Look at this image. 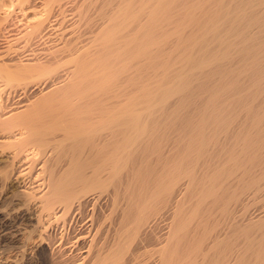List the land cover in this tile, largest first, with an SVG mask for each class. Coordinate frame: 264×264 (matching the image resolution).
Segmentation results:
<instances>
[{
    "label": "bare ground",
    "instance_id": "obj_1",
    "mask_svg": "<svg viewBox=\"0 0 264 264\" xmlns=\"http://www.w3.org/2000/svg\"><path fill=\"white\" fill-rule=\"evenodd\" d=\"M0 2V37L45 3ZM45 5L0 54V242L33 246L21 264H264V0Z\"/></svg>",
    "mask_w": 264,
    "mask_h": 264
},
{
    "label": "rangeland",
    "instance_id": "obj_2",
    "mask_svg": "<svg viewBox=\"0 0 264 264\" xmlns=\"http://www.w3.org/2000/svg\"><path fill=\"white\" fill-rule=\"evenodd\" d=\"M0 1H3V0H0ZM49 1L50 0H44V2L47 5L52 6V8L54 7V10H57V8H59L60 5H63L68 10L66 13L69 15L67 18L70 21H72V20L74 21V20L78 19L81 8H82L83 4L86 2V0H59V3H57V2L56 3H50ZM45 3H43V5L41 4L40 7H38L39 11L37 14H34L33 11H32L33 12L32 13L30 10L26 9L27 12H25L24 15H21L22 17L19 16V18L16 19L17 22H14L12 25H10V27L8 28L10 32L7 29L5 31H3V36H5L7 38L5 39V37H0V52H1L0 54L1 55L8 54L10 57H12L13 50H14V52H15V50L17 52L18 50L20 51L23 48L22 46L25 45V39L22 38L23 37L22 33L24 32V29L27 28V24L33 23L38 18L44 17L46 15V13H47L46 9L47 8L45 7L46 6ZM0 13H3V11H0ZM76 16H78V17H76ZM70 21H68V22H70ZM4 26H6L4 23H2V24L0 23L1 29H4L7 27V26L6 27H4ZM10 29L12 30V32ZM77 31L79 32L77 34L80 35L81 40L84 41V40H89V38L92 35L91 32L93 31V28L87 27L85 24L82 23V25L78 28ZM16 44H18V45H16ZM10 46H12L13 48L11 47V49H10ZM4 50H5V52H4ZM10 51H11V55H10V53H8ZM0 78H1V76H0ZM2 81H3V79L1 78L0 79V85L1 86H2V84L3 85L5 84V82H2ZM30 87H32V86L30 85ZM5 98H6V96L5 97L3 96L2 97L3 100H1V97H0V102L5 103V101L6 102L10 101V103H12V102L18 100L17 97H15V100L11 97L8 101L5 100ZM20 132H22V131H20ZM8 141L9 140H7V142ZM36 151L37 150L35 148H29V149H26V151H24V155L31 153L30 155H32V158H34V159L39 158L40 154L37 155ZM13 153H14V151L12 149H2L0 147V158L2 157L0 159V161H1L0 165L3 164L8 159H10V157H12ZM22 159L23 158L15 160V165H14L15 170L18 173L20 172L22 174V176H24L23 178H26L28 180H29V178L32 180L37 179L38 178L37 173H33V171H34L33 169L31 172H29L28 175L24 174V169L29 165L31 166L32 162L29 164V163L24 162V160H22ZM25 164H27V165H25ZM28 176H29V178H28ZM254 210L255 209H252L251 212H253ZM255 212H253V213H255ZM20 224L21 223L19 220V221H16L15 226L8 228V230L11 232L12 236H14V240H22V234L25 231L31 230L32 226H34L35 222L28 221V222L24 223L25 225L24 224L20 225ZM0 244H1L0 245V264H15V263L19 264L21 261L20 253L22 251H24V249H27V251L29 253H34V249H33V246L31 244H28V245L26 244L27 246H25V248H23L21 241L16 242L15 244L12 243V244L6 245L5 242H0ZM46 260L47 259L44 255L42 256L40 254H36L34 259L32 260L33 263L31 262L30 264H48V261H46ZM128 264H135V261H130Z\"/></svg>",
    "mask_w": 264,
    "mask_h": 264
}]
</instances>
